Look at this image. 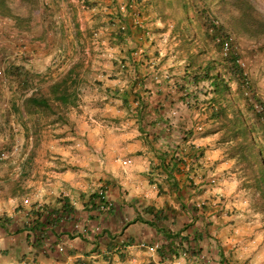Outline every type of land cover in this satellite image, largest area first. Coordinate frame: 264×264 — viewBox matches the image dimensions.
<instances>
[{
	"label": "rangeland",
	"instance_id": "1",
	"mask_svg": "<svg viewBox=\"0 0 264 264\" xmlns=\"http://www.w3.org/2000/svg\"><path fill=\"white\" fill-rule=\"evenodd\" d=\"M82 1L85 5L84 8L80 6L77 0H39V6L34 8L27 3L19 2V0H7L8 5L16 14L29 18L30 27L28 31H17L10 19L0 15V70L2 71V73L0 72V128L2 130L0 133V152H10L14 146L18 147V150L15 151L13 156L8 159L0 160V195H10L9 202L6 200L1 203L2 199L0 198V218H4V222L8 220V212L21 210L26 207L32 208L38 203V200L35 201L30 194H27V190L24 187L27 179L35 180L37 178L38 180L46 182V184H42V190H39V193L42 194L40 197L43 196L45 188L46 191L53 190V194L54 192L55 194L59 192L62 193L60 187L63 186L61 184L63 181L58 180L55 187H53L49 185L48 180H45V177H48L46 173L34 172V169L38 170L35 167L36 164L42 165L44 160L49 158L48 154H50V156H58L65 159H59L57 157L50 158L53 160V164L45 168V172L49 171L48 169L56 171L67 169L71 173H80L81 170L86 169L87 164L88 166L93 165L99 161V158L101 165L99 172H103L106 175L107 171L104 170V166L107 155L102 153V156H98L95 148H110L115 142V139L122 136L127 129V131L130 132L136 131V133H138L136 136L140 139L137 123L134 120L135 117L133 115L128 116V113L133 112V108L137 105V102L132 99L131 95L128 99L129 102L132 103L130 106L123 105L118 98L113 99L114 97H112L105 99L104 90H100L96 85H92V83L98 81L102 83V88L108 87L112 91L120 87L122 89L128 88L130 85V78L134 72L131 60H134L139 63V80H142V84H145L147 88L152 90H155V86L159 85L163 94L172 91V88L165 84L162 78L169 74L171 69L174 68V70H176L174 66H177V64H173L167 57L160 63V58L162 56L165 54L171 55L172 53L173 42H171L168 37L171 25L169 24L165 31H160L162 23L152 12L151 7L142 9L144 0H137L135 5H133L135 11L140 14L139 19L142 21V27L140 28L142 31L138 36L136 35L133 38L125 36L123 41H117L114 32L119 28V21L117 16L114 15L116 11V9H114V2L110 1V5H106L108 0ZM250 2L260 12L264 13V0H250ZM72 14L74 15L73 22L71 19ZM74 22L77 23L83 36L86 38V41L82 44L83 47L81 46V51L84 50L85 63L91 67V71L87 76L89 83L82 86L83 88L80 90L82 96L80 99V106L78 111L72 110L70 112L69 124L63 126H47L42 129L41 141L44 143L42 146L43 148H41L40 141L28 169V174L15 189V185L10 181L17 178L23 167L30 149L31 138L26 141L23 130L16 127L13 123L6 125V121L2 116L5 111L3 107L9 106V101L15 97V93L19 94L23 92L21 89H13L16 88L15 81H9L10 84L5 85L6 80L3 75L4 66L12 61L24 66L27 70L41 73L45 72L52 77H56L62 73L67 68L68 64L76 56L80 55L81 52L78 51L80 48L77 49L73 39ZM129 25L131 31L136 29V27L131 25V22ZM146 31L148 34L145 33ZM136 38L139 41H137ZM232 41L236 44L240 52L239 61L247 72L249 80L253 82L256 95L264 103V35L258 36L257 38H249L245 35L232 36ZM129 49L131 50V55L127 57L126 51ZM22 51L24 53H22ZM140 63L143 65H140ZM121 84H124V86ZM139 86L138 84V87ZM144 90L141 91V95L145 101H150L152 106L155 104V101L150 100L147 95L148 93ZM199 97L200 99L207 98L202 90L199 92ZM128 107H130L131 110H129ZM257 109L261 115V122L257 121L258 118L255 115H250V112L248 114L251 118V122L257 125L255 134L256 139L263 146L264 152V111L260 110L259 105ZM6 110L8 112L7 116H10L9 110ZM113 111L115 113H113ZM109 114H119L120 116L118 118L117 116ZM160 114L167 116V118H176L177 116L190 118L191 121H189V124L193 125L192 128H194L198 136L204 135L206 132L207 123L205 122V116L201 114L198 108H190L186 102L178 100V93L174 92L173 99L164 101V105L160 109ZM77 116H81L80 118L82 119V122L78 123L80 126L83 125L81 129L75 127L76 123L73 121L74 117L78 118ZM126 118L128 120H126ZM90 120L91 123L96 122L95 130L97 131H94L93 135H89V139L84 137L86 138L85 140L80 134H77L76 131L80 129V132H87L88 129L86 130L85 128H90ZM129 121L130 123H128ZM186 122L188 125V121ZM156 123L155 127L150 125L145 126V130L149 132L150 130L151 132L154 131L153 129L155 128L159 130L162 122ZM166 125L165 128L170 124ZM187 125L185 124V128H187ZM171 133L173 134L172 139L175 140L174 142L180 146V142H183L181 140V131H171ZM192 133L188 139H190ZM211 135L212 144L221 148L220 144L216 141L217 135ZM62 151L66 152V154H62ZM39 152L40 155L38 156ZM232 169L239 183L238 187L240 192L238 194L242 195L244 200L241 202L235 201V199L240 200V198L230 187L223 190L218 189L221 187L220 181L222 176L213 175L207 177V183L213 186V190L218 199L215 200L214 203L210 202L208 205L199 203L198 209L206 213L207 219L205 223L208 225L211 234L216 236L222 244L221 246L224 248L226 255H229L235 262H241L238 264H264V223L261 220V216L257 213H253L248 206L247 197L244 189L241 188V178L238 171L235 169L234 161ZM33 172L34 176L30 177ZM11 186L17 191L16 195L11 193ZM192 186H195V184L192 183ZM90 187L91 189H93V187L96 188L94 185ZM69 188L72 189L74 186L69 184ZM76 191V197L74 198H76L77 205H72L74 216H68L71 222H68L67 225L65 224L64 226L73 233V237H79L76 240L77 243L76 245H74L73 242V244H69L67 238L64 242L60 241L59 244L62 246L63 250L61 253L63 254L58 255L56 251V254L53 255L55 257L51 255L52 260L47 262L59 261V264H70L72 257H70L69 252L71 250L83 253L88 252V254H90L91 252L89 249L91 245L88 244V242L92 241L85 242V240H89L95 236V232L100 231V228H98L101 226L100 224H89L91 228L97 227V229H94V231L89 232L83 237L81 236V238L80 235L75 234L76 230L73 227L74 223L82 219L86 214L84 212L85 208H83L82 205L84 204L83 200L86 198L85 194H87H79L82 192L80 188H76ZM59 196H61V194ZM24 198H28L29 200L27 205H23L22 203ZM56 198L59 199L60 197L56 196ZM56 202L57 201H54L55 205ZM232 202H236V204L233 205ZM122 207H125V210L120 212H126L124 213L126 217L132 214L131 209V212L126 211L129 209L127 206H120L116 208V210H120ZM6 209L10 211H6ZM109 211L110 208L105 211L106 214L103 215V217H107ZM209 212L212 213L209 214ZM184 220L185 217H179L169 223V220L162 219L159 223L164 226L169 224L173 227V230H178L182 228L185 222ZM109 225L116 229L122 228V230L127 226V224L121 226V223H117V221L113 222V224L109 223ZM122 230L115 234H121ZM184 233L186 236L188 235V233L183 232V234ZM11 234L13 235L14 232ZM42 238L43 244H47V248L53 244L51 240V238L53 239V235L51 233L49 234V232H46ZM142 241H145V239ZM157 242H159V239ZM199 242L206 247L212 244L211 249H215L214 241L205 236L198 238V243ZM133 248V253H129L128 251L126 257L123 258H120L118 254L115 255V252H113L114 259H103L93 254L87 257L88 260H91V263L88 264H141L132 261L131 258L133 257L136 260L145 259L146 262L149 258L147 253H143L142 248L137 245ZM57 250L59 249L57 248ZM41 254L40 260H36L37 262L39 261L38 264H41L44 257H46L44 256L45 253ZM47 254L50 255V252ZM213 254L216 255L215 250ZM13 256L17 261L19 260L18 257L22 259L29 257L24 252H19ZM1 260L2 254L0 252V264H2Z\"/></svg>",
	"mask_w": 264,
	"mask_h": 264
},
{
	"label": "trees",
	"instance_id": "2",
	"mask_svg": "<svg viewBox=\"0 0 264 264\" xmlns=\"http://www.w3.org/2000/svg\"><path fill=\"white\" fill-rule=\"evenodd\" d=\"M134 1L137 2V0ZM19 2L27 3L34 8L39 6V0H19ZM143 7H151L152 12L159 18L162 23L160 31H165L167 26L171 25L168 37L173 42L172 53L162 56L160 63L167 57L173 64H177L174 66L176 70L171 69L170 73L162 78L164 83L172 88L173 93L168 91L163 94L159 85H156L155 90H152L142 84V80H139V63L134 60H131L134 72L128 88H115L112 91L108 87L102 88V83L98 81L92 85L104 90L105 99L118 98L123 105H127L131 95L137 105L130 115L135 117L139 138L147 148H155L160 132L155 134L154 131H146L144 127L147 125L155 127L161 116L160 109L163 107L164 101L173 99L174 92L178 93V100L186 102L188 107L198 108L206 119L205 134L217 135L216 141L220 144L225 157L234 161L250 210L259 214L264 223V152L263 146L256 139L257 125L251 122L248 114L250 112V115H255L258 118L257 121L261 122L257 106L259 105L260 110L264 111V103L256 95L253 82L249 80L247 72L239 61L240 52L232 41V36L245 35L249 38L263 36L264 13L260 12L250 0H144ZM0 15L10 19L17 31L29 30V18L16 14L8 5L7 0H0ZM114 15L119 16L116 11ZM71 19L73 22V14ZM122 19L126 27L125 29L118 28L114 32L117 41H123L125 36H138L137 33L132 34L129 23L124 18ZM73 26V39L77 49L80 48L78 51H81V46L83 47L82 44L86 38L76 22L73 23ZM136 40L139 41L137 38ZM226 44L227 50L224 51ZM130 55L131 50L129 49L126 51V56L130 57ZM90 71L91 67L85 63L84 50L56 77L45 72L27 70L24 66L12 61L4 66L5 85L10 84L9 81H15L16 88L13 89H21L23 92L15 93V97L9 101V106L3 107L5 111L2 116L6 125L13 123L23 130L26 141L31 138L30 149L23 167L17 178L10 181L15 185V189L28 174L35 150L41 141L42 129L47 126L67 125L70 123V112L78 111L82 98L80 90L83 88L82 86L89 83L87 76ZM142 90L148 93V97L150 100H154L155 104L151 106L150 101H145L141 95ZM201 90L207 98L200 99L199 92ZM6 109L9 110L10 116H7ZM128 109L131 110L130 107ZM179 127L182 130L181 140L184 142L192 130L185 128L183 121L179 123ZM1 131L0 128V133ZM171 131L172 128L169 126L166 135L169 136ZM163 148H179V144L173 142L170 146L167 142ZM189 148L197 149L194 145H190ZM159 153L157 155L158 167L166 175L165 179L171 188L178 190L173 171H180L178 163L181 161L183 164L182 158L175 155L168 156L166 149ZM201 155V151H195L194 158L198 159ZM11 189V193L16 195L17 191L13 186ZM91 197H94V194ZM198 206V204H193L191 208L197 212ZM72 210V205L66 203L61 204L59 213L44 210V213L46 212L44 222L47 225H54L57 220L52 217V214L70 217ZM144 210L151 215V218L145 219L137 216L134 221L143 222L164 236V243L156 249L160 259L175 258L184 252L193 259V264H205L199 256L200 248L197 247L198 238L202 237V232L196 231L192 232L191 237H189L191 235L189 233L186 236L183 232L189 227V223H184L178 230H171L159 223L166 217L163 209L155 212L153 208L146 207ZM37 216L39 218L40 213ZM3 219L0 218V225L4 222ZM100 232L101 230L96 234ZM204 235L209 236L207 231H204ZM98 237L99 235L94 236V242ZM38 240L40 238L35 234V246H37ZM216 246L218 264H237L229 255L225 254L217 240ZM118 249V256L123 258L121 251L123 248ZM53 250H56L54 246H50L49 252ZM58 251V255L63 254L61 253L62 246ZM89 251L90 254L86 252L83 256H73L76 253L75 250H71L69 252L72 257L70 264L91 263L87 257L93 254H101L100 257L103 259L112 258L111 254L100 251L98 243L93 245ZM44 255H48L47 251ZM36 259V256H33L27 261H30L29 264H38ZM20 261H24V259L21 258ZM54 262L59 263V261Z\"/></svg>",
	"mask_w": 264,
	"mask_h": 264
},
{
	"label": "crops",
	"instance_id": "3",
	"mask_svg": "<svg viewBox=\"0 0 264 264\" xmlns=\"http://www.w3.org/2000/svg\"><path fill=\"white\" fill-rule=\"evenodd\" d=\"M110 1L115 2V0H108V3L105 2L106 5H110ZM144 8L145 7L142 9ZM130 19H132V14H127L126 17H124V20L127 23L131 22ZM141 31V28H136V30L132 31V34H139ZM140 65L143 64L140 63ZM121 85L124 86V84ZM130 104L132 103L128 101L127 105L130 106ZM113 113L115 112L113 111ZM109 115L117 116L118 118L120 116L119 114ZM128 116H130V113H128ZM77 117L78 118L74 117L73 121L76 123L75 127L81 129L83 125L80 126L78 123L82 122V119L80 118L81 116ZM126 120L128 119L126 118ZM160 121L162 123L160 124L161 126L159 127V130H156V128L153 129L155 134L160 132L159 139L155 144V148H147L145 143L141 139L137 138L136 135H138V133H136V131H127L128 129L124 131L125 133H123L122 136H119L115 139V142L110 148H95L98 156H102V153L107 155V160L104 166V170L107 171L106 175L103 172H99L101 167L99 158V161L93 164L94 166H88L87 164L86 169L81 170L80 173H71L67 169L58 171L48 169L49 171L45 172V168H48L49 165L53 164V160L50 158L57 157L59 159H65L58 156H50V154H48L49 158L44 160L42 165L36 164L35 167L38 170L34 169V172L46 173L48 177H45V180L49 181V185L55 187V184L58 180L63 181L61 182L63 186L60 187L62 193L59 192L55 194L54 192L53 194V190L46 191L45 188L43 196L40 197L42 194L39 193V190H42V184H46V182L38 180L37 178L35 180L27 179L25 181L24 187L27 190V194H30L33 199H35V201L38 200V204H40V206L37 208L35 205L32 208L26 207L21 210H13L12 212H8V220L0 225V252L2 254V264H29L28 262L30 261L26 260L28 258H32L33 256H36V260H40L39 258L42 255L40 249L42 250V247L47 245L43 244L42 238V235L46 234V232H49V234L51 233L53 235V239L51 238L53 244H51V246H54V248H58V246H60V241L64 242L66 241V238L68 239L69 244L73 242L74 245H76V240L79 237H73V233L64 226L65 224L67 225L68 222H71L69 217H65L62 220H57L54 225H47L44 222V214L48 210L57 211V213H59L61 211L62 203H66L67 205H77L76 198H74L76 197L75 192L77 193L76 188L82 189V192L79 193L81 195L87 193L85 194L86 198L83 200L84 204L82 205V207L85 208L84 212L86 214L76 223L101 225L98 227L100 228L101 232L95 234L99 235L96 242H94V237L90 238L89 240H85V242L92 241L88 242V244L91 245V248L93 245L95 246L98 243L100 251L111 254L112 258L114 259L113 252H115V255H117L119 250L118 248H123L121 251L123 252V257H126L127 252L129 251V253H133V247H135L137 243L141 242L143 239H145L146 243L148 244L158 243V247H161L165 241V238L162 234L158 233L153 227L143 222L134 221V218L137 216L150 219L151 215L146 213L144 208L151 207L155 212L157 210L163 209L166 216L164 219L169 220V223L179 217H185L184 223H189V227L184 232L191 234L189 237L192 236V232L196 231L202 232V236H205L204 231H207L209 234L207 238L214 241L215 249H211L212 244L209 247H206L199 242L197 245L201 252L199 256L201 257L202 262L205 264H218L216 240H219L216 236L211 234L208 229V225L205 223L207 219L206 213L202 212L200 209L197 212H194L191 208V205L199 203H205L208 205L210 202L214 203V201L218 199L213 190V186L207 183V177L213 175L222 176L220 181L221 187L218 189L223 190L227 187H230L240 198V200L235 199V201L241 202L244 200L243 196L238 194L240 192L238 187L239 183L235 177V172L232 169L233 160L226 158L222 149L218 148L217 145L212 144L211 134L198 136L196 131H194V128H192L193 125L189 124V121H191L190 118H183L181 116H177L176 118H167V116L161 115L157 122ZM181 121H183L186 125V121H188L187 128H192L193 133L190 139L180 142L179 148H163L165 147V143L169 142L170 146H172L173 142L175 141L172 139V133H170L169 136L166 135V133L168 134V127L170 126V128H172V132L177 130L182 132L179 127V123ZM128 123H130V121ZM166 124L170 125L165 128V126H167ZM89 125L90 128H85L86 130L88 129L87 132H80L79 129L76 131V133L80 134L83 138L87 137L89 139V135H93V132L97 131L95 130L96 122L91 123L90 120ZM84 139L86 140V138ZM40 145L41 148H43V141H41ZM190 145H194L197 147V149L195 150L189 148ZM165 149L168 152V156L175 155L178 158H182L183 160V164L181 161L178 163L180 171H173L175 172V179L179 187L178 190H173L171 188L169 182H167L165 179L166 175L158 167L159 163L157 155L160 154L159 152H162V150ZM195 151L202 152V155L199 156L198 159L194 158ZM40 152L38 153V156L40 155ZM61 153L66 154L64 151ZM34 172L30 175V177L34 176ZM192 183L195 184V186L192 187ZM69 184L74 186V188L70 189ZM91 185L96 186V188L93 187V189H91ZM99 187L105 190L107 199L111 202L109 215L107 217H103V215L106 214L105 212H98L96 210V205L94 203L96 198L95 192L99 189ZM60 194L61 196H59ZM93 194L94 197H91ZM56 196L60 198L57 199ZM0 198L2 199L1 203L6 200L9 202L10 195L5 194L2 196L1 194ZM54 201H57L58 203L56 202L55 205ZM232 204L235 205L236 202H232ZM120 206H127L129 209L126 211L131 212L132 210V214L126 217L124 214L126 212H120L124 211L125 207H122L120 210H116V208ZM182 206H184L183 209H181ZM7 210L10 211L9 209H6V211ZM44 210H46L45 213ZM38 213H40L39 218L37 216ZM210 213L212 212H209V214ZM70 216H74L73 212L70 213ZM116 221L117 223H121V226L125 224H127V226L122 230V228L116 229L109 225V223L113 224V222ZM166 227L173 230V227H171L169 224H166ZM121 230V234H115L116 232H121ZM13 232L14 234L12 235L11 233ZM35 234L40 238V240L37 241V246H35L34 242ZM75 234L79 235L77 231ZM158 239L159 242H157ZM49 248L46 247L47 253L49 252ZM57 248H55V251H51L50 255H44L46 257H44L42 263H40L59 264L54 261L47 262L52 260L51 255L53 256L56 254V251H58ZM214 250L216 255L213 254ZM19 252H24L29 257L24 259V261H20L21 257H18L19 260L17 261L13 255ZM142 252L147 253L149 256L146 262L145 259L136 260L134 257L131 258V260L135 263L141 264H193V259L187 255L185 257L179 256L175 258L160 259L159 253H156V250L151 252L149 250L142 249ZM75 253L76 254L73 256L84 255L83 252L75 251ZM95 255L100 256L101 254ZM236 263L238 264L241 262L237 261Z\"/></svg>",
	"mask_w": 264,
	"mask_h": 264
},
{
	"label": "built area",
	"instance_id": "4",
	"mask_svg": "<svg viewBox=\"0 0 264 264\" xmlns=\"http://www.w3.org/2000/svg\"><path fill=\"white\" fill-rule=\"evenodd\" d=\"M77 2L80 4L81 7H85L83 1H79L77 0ZM114 2V1H113ZM135 5V1L134 0H115L114 2V9H116V11L118 12L119 16H117L118 21H119V28L120 29H125L126 25L125 22H123L124 17H126L127 14H132V19H131V25L133 27H142V21L139 19L140 18V14L139 12L135 11L134 9V5ZM145 33L148 34V32L146 31ZM227 50V44L225 45L224 51ZM22 53H24L22 51ZM0 72L2 73V71L0 70ZM18 150L17 146H14L12 148V150L10 152L8 151H1L0 152V160L2 159H8L9 157L13 156V154L15 153V151ZM96 198H95V205H96V210L98 212H105L107 211L110 206H111V202L107 199V195L106 192L103 188H99L98 190H96ZM29 202L28 198H24L22 200L23 205H27ZM37 206V208H39L40 204H35ZM52 217L55 218V220H62L65 217L64 216H60L59 214H52ZM74 228L75 230L78 232L79 235H86L91 231H94V229H97V227L95 228H91L87 223H82V224H78L75 223L74 224ZM98 232V231H97ZM96 233V232H95ZM43 236V235H42ZM137 246L142 248V249H146L149 250L151 252H154L157 248H158V244L154 243V244H148L144 241L138 242ZM58 249L61 250V246H58ZM46 246L42 247L41 253H46ZM179 256H186V253H181ZM37 264V263H35Z\"/></svg>",
	"mask_w": 264,
	"mask_h": 264
}]
</instances>
